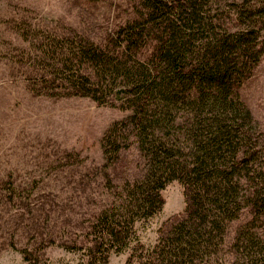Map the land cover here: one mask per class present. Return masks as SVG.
<instances>
[{"label":"trees","instance_id":"1","mask_svg":"<svg viewBox=\"0 0 264 264\" xmlns=\"http://www.w3.org/2000/svg\"><path fill=\"white\" fill-rule=\"evenodd\" d=\"M126 1L132 15L100 40L5 19L26 44L9 60L30 94L128 112L103 132L102 163L69 150L47 166L76 172L78 210L59 212L51 193L38 201V180L0 179L3 205L26 220L22 264H53L50 247L75 264L119 253L124 264H264V123L239 95L264 56V0ZM131 148L138 174L116 182L110 169ZM172 182L183 212L144 243L139 228Z\"/></svg>","mask_w":264,"mask_h":264},{"label":"rangeland","instance_id":"2","mask_svg":"<svg viewBox=\"0 0 264 264\" xmlns=\"http://www.w3.org/2000/svg\"><path fill=\"white\" fill-rule=\"evenodd\" d=\"M13 15L58 33L75 29L100 40L132 15L131 4L126 0H0V179L10 178L22 186L38 180L34 190L38 201L51 193L59 212L78 210L76 198L83 189L77 186L76 172L48 171L47 166L69 150L79 151L88 163H102L103 132L128 112L99 106L86 97L30 94L21 69L9 60L11 47L26 46L5 22ZM239 95L254 120L264 123V56ZM137 163L134 149L124 151L110 175L116 182L132 178L138 174ZM162 195V211L139 228L144 243L152 244L156 229L183 212L182 188L177 182L167 185ZM27 230L24 217L16 216L0 200V264L23 263L19 249L29 240ZM13 240L15 248L10 245ZM42 255L53 264L78 260L77 254L56 247L47 248ZM126 257L127 253L111 254L109 264H124Z\"/></svg>","mask_w":264,"mask_h":264}]
</instances>
